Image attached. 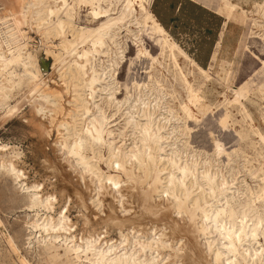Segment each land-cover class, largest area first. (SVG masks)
Here are the masks:
<instances>
[{"label": "rangeland", "instance_id": "374dc122", "mask_svg": "<svg viewBox=\"0 0 264 264\" xmlns=\"http://www.w3.org/2000/svg\"><path fill=\"white\" fill-rule=\"evenodd\" d=\"M66 1L67 20L62 12L56 13L59 0H0V63L20 52L23 62L36 75L31 79L20 64L14 63L0 71V80L3 76L15 80L9 99L0 102V164L4 165L0 167V264H82L72 255L63 254L65 245L45 240L51 230L33 227L34 220L41 222L43 218L51 217L56 223L60 214L67 217L71 235L96 232L103 240H116V243L122 241L120 231L126 233L131 226L141 230L151 225L166 227L170 238H180L185 252L195 251L200 255L199 264H204L197 220L189 223L185 214L175 217L171 197L160 191V186L153 191L148 186L151 180L140 178L142 175L132 159L126 163L133 173L128 177L111 168L109 163L114 157L111 158L106 145L85 144L83 153L94 165L93 170L116 174L119 184L113 188L104 179L99 182L89 167L75 164L77 157L69 155L63 147L74 137V131L81 133L86 123L80 115V102L74 99L79 93L85 96L89 90L83 79L73 73L76 55L66 51L62 41H76L77 50L91 48L89 37L80 38L76 34L82 27L97 28L106 18L94 16L88 4ZM199 1L226 15L221 7L223 0ZM229 1L237 6L234 14L226 17L238 24L240 36L229 48L220 49L218 55L214 53L202 67L210 73L199 91L203 97L201 103L208 104V109L191 106L193 113L189 107V91L201 78L193 65H188L192 56L180 46L191 59L185 57L164 34L146 28L148 23H142L136 4L135 11L114 26L111 38L106 37L105 45L90 57L98 70H104L102 83L107 86L104 91L97 90L92 99L98 111L92 105L90 108L91 112L103 113L108 118L113 140L125 150L143 146L140 128L129 122L131 118L141 122L160 119L163 133L168 136L166 140L177 149L179 160L197 163L198 170L205 165L219 179L254 187L262 182L264 159L257 152L263 151L264 143L246 135V144L237 145L233 129H239L242 123L239 106L237 103L230 106L224 99L232 96L231 89L237 85L249 88L264 76L259 58L246 48L247 41L252 44L250 36L260 33L251 18L264 23L262 13H256V3L263 4V0ZM124 3L125 0H101L100 6L107 10V15L116 17ZM58 16L67 21L63 33L55 28ZM255 47L252 49L257 51ZM260 87L241 101L264 132L263 85ZM46 92L50 95L45 96ZM223 111L229 116L221 118L225 129H219L217 117ZM234 145L238 149L232 150ZM11 163L18 177L6 168ZM26 187L41 198L48 196V207L28 208L30 192L25 191ZM173 227L179 228L175 234ZM190 239L192 242L187 245L185 242ZM260 240L263 242L262 236ZM171 259L169 262L174 260ZM180 261L196 264L185 255Z\"/></svg>", "mask_w": 264, "mask_h": 264}, {"label": "bare ground", "instance_id": "6f19581e", "mask_svg": "<svg viewBox=\"0 0 264 264\" xmlns=\"http://www.w3.org/2000/svg\"><path fill=\"white\" fill-rule=\"evenodd\" d=\"M59 1L61 4L60 6L59 4L57 5L56 13L62 12L67 20L69 16L67 1ZM100 1L76 0L78 3L90 5L94 16H106L105 20L97 28L82 27L79 33L76 34L80 38L84 35L89 37L91 48L77 50L76 41L68 39L62 41L65 44L66 51L69 53L73 52L76 55V58L73 59V73L83 79L85 86L89 90V93L85 96L77 93L78 95L74 99L80 102L82 110L80 115H82L81 118L86 120V123L81 127V133L74 131L72 133L74 137H71L70 142H66V145L63 146L67 148L66 152L69 155L77 157L75 164L80 163L82 166L93 170L94 165L90 164L87 156L83 153L85 144L87 142L89 146H92L93 143L104 144L108 148L111 158L114 157V160L109 163L111 168L122 171L128 177L132 176L133 173L127 168L126 163L132 159L142 175L140 178L143 181H147V179L151 180V184L148 186L153 188V191H156V188L160 186V191L171 197L172 207L176 213L175 217L180 218V215L185 214L189 223L197 220V236L200 235V240L203 242L204 264H264V207L262 210L260 209V207L264 206V173L261 177L262 182L251 187L245 182H243L244 184L236 185L223 177L219 179L216 172L210 173L205 165H202L203 168L198 170V167H196L197 163L192 164V162H188L187 160L181 161L176 156L177 149L170 146V142L166 140L168 136H165L163 133V125L160 124V119H147L141 122L140 120L131 118L129 122L140 128V140L143 146L130 147L125 150L122 144L116 145L115 140H113L108 118L103 113L95 114L91 112V105L92 108H96L98 111L97 103H95V100H92L94 99L95 92L97 90L104 91L107 86L102 83L104 80L102 75L105 74L104 70H98L93 63L94 60H91L90 57L93 52H98V48L105 45L106 37L111 38L114 26L121 23L129 13L135 11V8H133L134 4L139 9L142 23H148L146 28H151L158 33L164 34L180 49L185 57L190 58L155 19L149 9L150 0H125L119 15L116 17L107 15V10L100 6ZM262 2L263 4L256 3V13L261 12L264 18V0ZM236 6L234 2L229 0H223L221 4V7L226 11L227 17L234 14ZM49 12L53 11L49 10ZM251 20L254 27L260 33L258 32L256 35L250 36L252 38L250 43L252 44H249L247 41L246 48L251 51L252 56L256 55L259 58V63L264 70V23L254 17ZM66 22L58 16L55 22V28L58 30V33H63L62 30ZM254 38L262 40L261 43ZM151 40H155L153 36ZM253 47L257 51L253 50ZM26 55L30 59V53ZM12 63L20 64L24 74L31 77V79H35L36 75L23 62L20 52H17L15 56L6 62L0 63V71ZM190 63L202 78V80L199 78L200 82L198 85L192 87L189 91L190 110L193 112L191 106L195 108L203 107L206 110L208 109V104L201 103L203 97H201L199 91L201 85L210 78V73L205 68L200 67L193 59L190 60L188 65ZM11 78L3 76L2 80H0V102L2 103H6V100L11 95L10 89L14 88L12 83L15 80L12 81ZM261 85H263L262 91L264 95L263 76L262 78H257V81L251 84L249 88H246L242 84L237 85V88L231 89L232 96L224 99L226 104L237 103L239 106L238 111L241 114L242 123L241 125L239 124V129H233L234 137H237V145L240 142L246 144V135H249L250 138H257L264 143V132L255 124L253 117L241 101L242 99H246L254 88H261ZM44 95L48 96L50 94L46 92ZM88 113H90V116L87 115ZM261 115L264 122V112ZM228 116L229 114L224 111L219 114L217 117L219 129H225L220 120L222 117L226 118ZM235 145L232 150L238 149ZM150 149L153 152H150ZM257 153L264 159V149ZM0 167H4V165L0 164ZM6 168L18 177V171L15 170L12 163L9 166L7 165ZM94 169L93 171L97 175L99 182L104 179L113 188L118 187L119 181L115 177L116 174H105L100 172L98 168ZM163 174L165 175L162 177ZM104 180L102 181L104 182ZM25 191L30 192L27 202L29 203L27 204L28 208L35 206L48 207L47 204H50L48 196L41 198L33 189L30 190L28 187L25 188ZM66 221L67 217L64 214H60L57 217L56 223L52 222L51 217L43 218L41 222L34 220L33 227H42L45 231L51 230L50 233L48 232L49 235L45 240L50 243L65 245L63 254L72 255L75 261L82 264H181L180 260L184 255L194 260L196 264H199L200 255H197L195 251L190 249L188 252H185L184 242L180 238H175L176 240L170 238L167 235L166 227L163 226L158 228L157 225H151L146 230L135 229L134 226H131L126 233L120 231L119 235H121L122 241L120 243L117 241L116 243V240H103L100 237V233L96 232L88 233L86 236L80 235L75 237L71 235L70 230L72 229L66 225ZM178 229L173 227L172 233L175 234ZM260 236H262L263 242H261ZM190 241L192 242V239L185 243L189 245ZM255 244L257 245L255 246ZM166 249L168 250L167 252H165ZM54 255H59V253ZM170 258L174 260L169 262Z\"/></svg>", "mask_w": 264, "mask_h": 264}, {"label": "crops", "instance_id": "0c3cea01", "mask_svg": "<svg viewBox=\"0 0 264 264\" xmlns=\"http://www.w3.org/2000/svg\"><path fill=\"white\" fill-rule=\"evenodd\" d=\"M149 8L172 40L201 67L240 36L238 24L225 12L199 0H150Z\"/></svg>", "mask_w": 264, "mask_h": 264}]
</instances>
